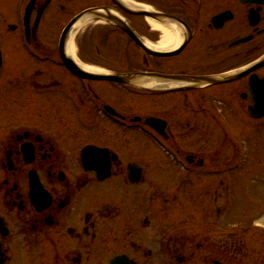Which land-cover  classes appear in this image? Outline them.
<instances>
[{"label": "flooded vegetation", "instance_id": "af4514ba", "mask_svg": "<svg viewBox=\"0 0 264 264\" xmlns=\"http://www.w3.org/2000/svg\"><path fill=\"white\" fill-rule=\"evenodd\" d=\"M92 1L0 0V107L10 101L4 112L0 110V223L6 233L0 234V240L5 264H112L118 258L128 259L129 264H264V232L229 220L230 160L222 163L217 156L207 159L186 151L182 144H191L172 130L173 125L184 124L192 137L197 131L185 117H215L218 111L226 116L225 108L236 97L241 114H248L251 78H264V67L227 84L145 89L141 104L148 114L140 116L132 113V86L81 79L62 62L58 44L78 15L105 9V16L154 45L161 39L154 41L150 34L160 32L149 20L174 25L183 36L176 53L154 56L147 46L146 50L137 46L117 23L104 21L103 31L98 29L101 35H118L117 43L110 40L98 51L99 65L110 73L223 76L264 55V4L127 0L143 6L128 12L123 0ZM60 23L55 47L48 37ZM244 39L248 42L235 45ZM110 45L118 46V52L107 53ZM133 46L142 51L141 67L134 66ZM76 48L78 64L88 65L82 45ZM110 58H115L114 63L108 62ZM23 60L48 69L22 68L18 64L27 62ZM258 91L260 98L262 89ZM39 93L53 95L47 107L42 112H22V100L37 98ZM201 103L205 105L197 110ZM49 106H54L52 113ZM53 113L54 124L37 122V117L42 122ZM24 114L35 117V123L24 119ZM136 117L140 122L135 123ZM150 119L163 127L162 140L180 155L177 161L123 155L121 149L130 150L133 135L157 148L149 136ZM113 139L120 148L111 144ZM90 146L109 150L110 156L85 159L82 151ZM183 161L193 172H187ZM157 162L161 173H151L147 179L149 166ZM85 164L94 165L100 175L87 171ZM130 165H137L141 173H131ZM208 165V204L194 206L196 181L203 179L195 170ZM107 166L108 177L103 171Z\"/></svg>", "mask_w": 264, "mask_h": 264}, {"label": "rangeland", "instance_id": "374dc122", "mask_svg": "<svg viewBox=\"0 0 264 264\" xmlns=\"http://www.w3.org/2000/svg\"><path fill=\"white\" fill-rule=\"evenodd\" d=\"M91 2L92 4L95 3V1L92 0ZM63 23L62 24L60 23V25L58 24L56 27L57 31L54 30V32L48 37L50 44H53L55 47L58 43V36L61 27H63ZM94 26H101V27L97 28L96 33L94 32L90 33L91 28H93ZM102 26L104 25L102 24L95 25L94 22L87 24L83 29H81L75 35L74 44L75 47L79 44L82 45V49L84 50L85 57L89 62L88 65H92L91 63H94L95 65L93 67H96L100 70H106L103 66L99 65L100 57L98 51L99 50L103 51V48L105 47V46L103 47V45H106L105 43L109 42L110 40L116 42V38H117L116 36L118 35L113 33V35L110 36V32H108V37H103V35H101V33L99 32V31H103L101 30L102 28H104ZM98 29L100 30L98 31ZM150 37L151 39H154V41L160 39L162 40V35L160 33H155V31L151 32ZM133 49L135 53V54L133 53L134 66L138 65L139 67H141L140 60L142 56V51H140L137 47L135 48L134 46ZM118 50H119L118 46L110 45L106 49V52L115 53L118 52ZM75 55L76 57L78 56L77 48L75 49ZM110 59H107L108 62L114 63L115 58H110ZM23 61H27V60H23ZM11 64L12 62L9 63V65ZM19 65L20 67L26 69L29 68L31 69L35 66H38L40 68L46 67L39 62L36 64L35 62L32 61L29 62L27 61L22 64L20 63L18 64V66ZM234 65L235 64H230L229 66L232 67ZM60 75H62V73ZM46 95L47 93H39L37 94V98H29L26 100H22L20 106L21 111L24 112L26 110H31L32 112L33 111L42 112L41 108H46L47 106L45 105L48 104V100L53 98L52 94H49L47 96ZM142 98L143 97L141 96L134 95V106H133L134 111L132 112L134 115L145 116L146 114H148L145 108L143 107V104H141L144 100ZM236 98L237 99L235 100H230V104L232 106L231 107L229 106L234 110V114L231 115L230 113L231 111H229L230 114L226 115L227 120L225 121L224 124L226 129L231 134V136H229V140H230L229 142L225 140L224 134L221 132L219 126L218 128H215L212 125L211 118L206 117L204 115H199V117L198 116L196 117V115H192L191 118L185 117V120L193 124V127L197 131V133L192 137H190L191 135H189V133L185 132L187 130H186V125L184 124L182 126H179V128L173 125L172 130L176 135H178L179 138H181L183 142L187 141L189 144H192L190 146H193L192 147L193 149H187L190 150V152L192 153L193 151H195L201 153L204 156L207 154L208 157L218 154V156H220L222 160V163L227 162L228 160H235L233 175H231L232 178H230L231 188L229 191L230 193L229 220L230 222L236 224H243V223L252 224L255 221L257 222L259 219L264 218V121L261 122L256 121L257 124L253 123V121L247 122L246 119L241 114L239 105L237 106V103L239 101H238V97ZM156 99L157 98H155V100ZM9 104H10L9 100L5 101V104L2 105L3 107H0L1 113L8 108ZM202 105L205 104L201 103L199 105H196V109L200 110ZM53 107L49 106L50 109L48 111H50L51 108ZM59 108L60 110L64 109V106ZM220 108L221 110H223L222 107ZM225 109L227 110L228 108ZM50 113L52 112L50 111ZM26 114L23 115V118L24 119L26 118L27 120H31L32 122L35 123L34 121L35 117L31 115L25 116ZM48 115L50 117L47 116L46 119L42 120V122H40V118L37 117L36 118L37 122L40 124H54L53 117L55 113ZM171 121L175 122V120H173L172 118ZM63 134L64 132L62 133V135ZM110 142L112 145H114V147L120 148L117 140L113 139ZM235 143L240 146L238 147ZM183 144L182 146L185 145L187 148H189L187 144L184 145ZM185 146L184 149L186 148ZM121 150L125 157H134V158L164 157L152 143L148 142L146 139L142 138L139 135H133L132 147L130 148L129 151L128 150L126 151L125 148L124 149L122 148ZM237 162L243 163L242 165L244 166L240 169L237 166ZM161 171H162L161 165L159 162H157V164L150 165L147 171V179H149L151 173H161ZM197 185L206 186L207 185L206 179L204 178L199 179L197 181Z\"/></svg>", "mask_w": 264, "mask_h": 264}, {"label": "water", "instance_id": "95a60500", "mask_svg": "<svg viewBox=\"0 0 264 264\" xmlns=\"http://www.w3.org/2000/svg\"><path fill=\"white\" fill-rule=\"evenodd\" d=\"M242 1H246V2H255V3H264V0H242ZM124 10L130 12V10L126 9L123 7ZM89 12H93L92 10L89 11ZM155 17V16H154ZM108 20L112 21V22H115L119 25V27L124 30L130 37H132L141 47L144 48V45L143 43L141 42V40L135 35V33L127 28L123 23H121L119 20L111 17V16H108L107 17ZM69 31L70 29L68 28L66 30V32L64 33L63 37H62V41H61V55H62V58L63 60L65 61V63L68 65V67L77 75L79 76H82V77H85V78H92V79H96V80H110V81H114V82H117V83H125V84H134L138 81H141L143 80L144 78V75H139V74H130V75H111V76H93V75H89L83 71H81L74 63L71 59H69L67 56H66V52H65V47H66V44H67V40H68V35H69ZM264 66V59H262V61L258 64H256L253 68L239 74L238 76L237 75H234V76H229V77H225L224 79H214V78H189V77H171V78H168L170 80H181V81H192V83H195V84H218V83H223V82H231L235 79H238V78H241L245 75H247L248 73H250L251 71L253 70H256L260 67ZM257 87H264V80H263V84L261 85L259 83V80H256L254 82H252V85H251V88H252V91L253 90H256ZM253 100V106L250 107V114L251 116L254 118V119H260V118H263L264 117V95L261 97V100H256V99H252ZM152 126L156 127L157 129L158 128V125L159 124H156L154 122H149ZM99 152H103V151H98V150H95L93 148H88L85 150V154L87 156H90L91 154H94V153H99Z\"/></svg>", "mask_w": 264, "mask_h": 264}, {"label": "bare ground", "instance_id": "6f19581e", "mask_svg": "<svg viewBox=\"0 0 264 264\" xmlns=\"http://www.w3.org/2000/svg\"><path fill=\"white\" fill-rule=\"evenodd\" d=\"M125 5L131 7L132 9L139 8L142 9L143 6L139 4H135L133 2H129L127 0H123ZM93 17L86 16L82 20H80L76 26L75 30L79 31L82 29L85 25L88 23L92 22ZM103 24V22H100ZM149 23L152 25L156 31H159L162 34V40H160L159 43L156 45L152 44L151 42L142 39L141 42H144L145 45L150 48L151 50L148 51L152 55H159L161 56L162 54L166 53H176L178 51L179 45L182 43L183 36L181 31H179L178 27H175L174 25H162L154 20H149ZM147 47L144 49L146 50ZM177 49V50H176ZM67 53L68 55L74 57L75 56V44H74V39L71 37V40L67 44ZM170 53V54H171ZM78 62V61H77ZM79 65L86 71L92 72V73H102V71L96 67L89 66V65H84L79 62ZM141 88L144 89H167V88H184V87H189L192 83V81H181L177 80L175 82H159L157 80H145L138 82Z\"/></svg>", "mask_w": 264, "mask_h": 264}]
</instances>
